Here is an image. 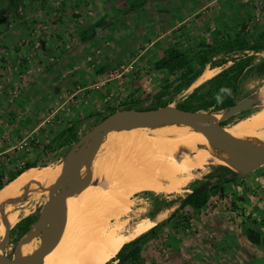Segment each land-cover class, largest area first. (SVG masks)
Wrapping results in <instances>:
<instances>
[{"label":"rangeland","instance_id":"rangeland-1","mask_svg":"<svg viewBox=\"0 0 264 264\" xmlns=\"http://www.w3.org/2000/svg\"><path fill=\"white\" fill-rule=\"evenodd\" d=\"M103 1L105 0H0V172L4 175L3 179L26 161L36 162L34 167L42 170V173L57 169L62 164V158L77 141L76 138L114 108H126L124 104L144 108L162 102H168L167 105L175 107L194 89L205 90L208 79L201 81L198 78L201 73L189 87L177 90L182 81L180 75L183 69L169 73L154 68L156 60L166 55V49L177 48L183 51L194 70L200 69V57L204 54L209 61L203 69H212L213 63L229 55L208 52L207 45L215 44L216 39L233 36L244 22V34L248 38L264 30V0H216L207 7L198 6L196 14L184 18L182 23L173 29V10L175 5L179 6V2L145 0L140 4L141 14L137 12L139 18H145L140 26L135 25L136 21L132 24L128 19H122L123 23L115 26H108L111 30H120L123 42L119 48L116 47L118 42H112V37L107 33L100 32L92 41L89 38L83 40L81 33L97 17L98 6L93 8V5ZM120 1L119 3L118 0V3L123 9L129 0ZM79 2H83L85 7ZM196 3L199 5L200 2ZM19 6L22 7V14L17 11ZM63 16L65 20L70 19L71 23L67 25ZM121 24L123 27H120ZM56 25L60 26L57 39L54 44H47L43 51V41L39 39L38 33H45L51 39ZM26 30H30L33 50L25 55L21 50L29 41L26 38ZM161 31L165 35L151 43V39ZM36 41L41 43L38 49L34 48ZM59 48L60 53H57ZM233 54L242 55L238 51ZM263 56L264 51L256 53L251 65L244 70L237 83L238 101L250 99V105L235 114L224 126L221 125L222 127L230 126L264 108V77L255 70V65ZM51 58H54V61H51ZM52 63L47 71L46 68ZM231 63L229 61L223 66L214 67V75ZM35 72L41 74H38V81L34 82ZM56 72L61 81L58 93L60 95L49 98L48 95L42 94L41 87L46 82H43L44 79L52 80ZM51 89L49 88L48 94L54 93ZM160 94L162 96L158 98ZM205 112H208V119L219 111L209 109ZM110 140L102 141L92 156L91 179L94 181L99 177V174L95 175V167L98 168L105 145ZM20 145L24 147L17 149ZM4 146L9 149L7 153L1 151ZM218 165L222 164H217L207 157L201 169L194 170L192 174H180L185 180L174 190L149 191L159 196L143 195L144 191L131 195L128 210L117 220H110L109 224L119 222V233H137V237L167 219L197 183L208 181L210 187L209 198L203 207L195 209L186 205L175 211L169 222L161 225L143 240L141 261H127L125 264H168L170 252L192 243L193 237L190 240L189 235L200 230L199 215L205 213V209L214 207L217 211L216 222H220L221 218L226 232L237 236L241 242L247 239L244 232L247 226H252L260 233L261 244L249 242L254 244L253 248L261 259L264 258V165L237 176L230 183L219 181L216 175L210 176L217 170ZM39 181L38 192L26 190L21 202L18 204L15 199L14 206L6 213L12 214L14 219L10 224L5 247L0 250L1 254L16 257L17 243L22 236L16 228V223L21 218L30 216L33 226L42 204L47 201L45 180L40 177ZM161 200H171V207L155 211L158 205L163 204L160 203ZM163 212V219L151 222L154 216ZM1 232L0 241L5 236V232ZM252 259L253 264H264L257 258Z\"/></svg>","mask_w":264,"mask_h":264},{"label":"bare ground","instance_id":"bare-ground-1","mask_svg":"<svg viewBox=\"0 0 264 264\" xmlns=\"http://www.w3.org/2000/svg\"><path fill=\"white\" fill-rule=\"evenodd\" d=\"M214 70L205 68L198 78L207 80L214 75ZM262 93L264 95V88ZM222 112L210 115L208 120L219 119ZM224 129L232 136L264 149V108ZM203 132V128L176 122L131 127L128 120L120 121L107 131L102 141L112 140L105 145L104 155H101L98 168L95 167V175L99 174V177L92 180L91 168L85 175L83 166L79 179L81 187L69 191L60 200L65 218L59 240L38 264H105L124 242L137 234L119 233V220L109 224L110 220H117L128 210L132 194L174 190L185 180L180 174L201 169L207 157L236 171L241 169L230 161L247 166L241 161V151L219 149ZM61 167L62 164L49 172L43 168L44 173L36 167L28 168L0 189V232H5V223L10 225L13 222L12 214L6 213L14 206L15 199L19 204L26 190L38 192L40 177L45 180V190L49 194L60 179ZM163 217L164 212L154 216L151 222H158ZM51 220L54 223L59 220L54 208ZM45 241L37 227H30L17 246L15 258L31 253L37 244Z\"/></svg>","mask_w":264,"mask_h":264},{"label":"water","instance_id":"water-1","mask_svg":"<svg viewBox=\"0 0 264 264\" xmlns=\"http://www.w3.org/2000/svg\"><path fill=\"white\" fill-rule=\"evenodd\" d=\"M250 103V99H243L221 110L223 112L220 114L216 126L207 119L208 112L202 110H186L177 106L172 107L165 105L149 109L120 107L113 111L94 124L88 131L83 133L78 140L72 144L63 158L60 179L52 186L51 191L48 194V199L42 204L38 217L33 225L38 228L40 234L46 238V241L39 244L31 253L22 257L14 258L13 256L10 257L6 254L0 253V264H38L45 254L50 252L56 246L64 226L65 218L63 208L60 205V200H62L64 195L69 191H77L81 187L80 185L82 183L79 182V179L83 166L85 165L86 167L85 175H88L90 173L92 156L98 150L104 135L120 121H130L131 127L154 125L162 122H176L179 124L200 127L204 129L203 135L215 147L219 149L241 151V161L247 163V166H241L233 161H230V163L234 164L241 170L236 171L226 166L237 176H241L244 173L254 171L261 167L264 165V149L255 147L246 139L232 136L220 125V122L227 120L238 112L244 110L250 105ZM219 173L220 170H215L211 174L217 175ZM226 176L230 177L231 173H228ZM208 186V181L200 183L187 193L181 203L185 204L191 198L205 191ZM53 208L59 215V220L56 223L51 220V210ZM4 226L5 236L0 241V250L4 249L10 231L9 224L5 223ZM30 227H32V225ZM22 236L20 237L17 246L20 244Z\"/></svg>","mask_w":264,"mask_h":264},{"label":"trees","instance_id":"trees-1","mask_svg":"<svg viewBox=\"0 0 264 264\" xmlns=\"http://www.w3.org/2000/svg\"><path fill=\"white\" fill-rule=\"evenodd\" d=\"M104 24L102 21H98L94 24H90L86 29L83 30L81 33V38L83 40H87L91 36H93ZM246 23H242L240 28L238 29L235 34L228 35L226 39L220 38L216 39V43L212 45H207L209 48L208 52H216L223 53L229 55L228 57L222 58L219 62L213 63L212 68L220 67L227 64L229 61L232 63L223 68L213 77L207 80V88L205 90H201V88L194 89L182 102L177 103L176 106L181 109L186 110H204L208 111H220L224 108H227L236 102H238L237 95V83L239 81L240 76L247 69L250 65L252 60L254 59L256 53L264 51V30L259 31L256 35L251 36L248 38L244 34ZM221 35V33H218ZM240 52L242 55L233 56L234 52ZM250 52V53H249ZM209 61L204 54L200 57V67L199 70H194L190 65V59L188 56L181 50L177 48H170L166 55L162 58L156 60L154 64V68L158 70H166L169 73H175L177 70H184L181 75L180 79L181 84L177 86V90H181L183 88H187L191 85V83L197 78V76L202 72L204 65ZM255 70L260 76L264 77V56L259 60V62L255 65ZM162 94L159 95L158 98H161ZM168 102L158 103L157 105H153L151 107H144L140 108L138 106H132L130 104H124L126 108H135V109H149V108H156L159 106H165ZM119 108V107H118ZM117 110V108L112 109L109 113L103 115L100 120L105 118L107 115L112 113L113 111ZM234 116V115H233ZM232 116V117H233ZM220 122V125L224 126L229 119ZM217 119L211 122L213 125H216ZM72 131V128H70ZM78 140V138H76ZM36 166V162L26 161L24 164L16 168L15 171H12L10 175L4 178V175L0 172V189L9 181L15 179L19 174L25 171L28 168ZM217 170H220V173L216 175L219 181L224 183L233 182L237 175L232 172L228 167L224 165H218ZM216 170V171H217ZM231 173L230 177L226 175ZM212 174H210L211 176ZM200 183H197V185ZM196 185V186H197ZM195 186V187H196ZM194 187V188H195ZM209 191L210 187H208L202 193L196 195L195 197L191 198L185 204H180L170 215L167 219L155 224L152 226L147 232L144 234L135 237L134 239L125 242L118 252L115 254V259H111L105 264H125L127 261L131 262H139L141 261L140 253L143 240L148 236L153 234L157 229L161 227V225L169 222L170 218L174 215L175 211H178L181 207L186 205L192 206L195 209H199L203 207L208 198H209ZM143 195H155L153 192L144 191L142 192ZM160 203L162 205H158L155 208V211H160L163 208H169L172 205L171 200H161ZM31 218L30 216H26L21 218L16 223V228L19 230L20 236L23 235L31 226ZM255 222V220H253ZM245 235L249 241L252 243L259 245L261 244V235L260 233L253 228L252 226H247L244 228ZM116 261V262H115Z\"/></svg>","mask_w":264,"mask_h":264},{"label":"crops","instance_id":"crops-1","mask_svg":"<svg viewBox=\"0 0 264 264\" xmlns=\"http://www.w3.org/2000/svg\"><path fill=\"white\" fill-rule=\"evenodd\" d=\"M145 0H129L127 4L123 6V9L121 8L122 5L119 3L121 2L119 0H105L101 3H98L97 5H93L96 8V19L94 20V24L98 21L104 22L102 27L95 33V35L90 37L89 39L92 41L97 35L102 33H107L112 37V42L116 41L118 42L116 47L120 46L122 41L121 34L119 33L120 30L114 31L109 29V27L115 26L116 24L123 23L122 19H128L132 22H135L136 26H140L139 24H142V21H144V16H141L139 18L138 13L141 14V8L140 4L144 2ZM174 1V0H172ZM179 3V6L175 5V8L173 10L174 12V19L171 20V29L176 28V26L180 25L182 23V20L184 18L190 17L198 12L197 7H207L210 6L214 1L211 0V2H207V0H177ZM197 1H199V5H197ZM206 2V3H205ZM80 3V2H79ZM83 2L80 3L82 5ZM83 6V5H82ZM172 6V4H171ZM196 6V7H195ZM85 7V6H83ZM210 10V9H209ZM172 11V10H171ZM138 12V13H137ZM160 12V11H159ZM172 12V13H173ZM170 13V11H169ZM169 14L170 16L172 15ZM65 15V14H64ZM46 16V14H45ZM127 20V24L129 21ZM63 21L68 25L71 23L70 19H66L63 16ZM67 21V22H66ZM153 22V21H150ZM64 24V23H63ZM89 26V25H88ZM87 26V27H88ZM109 26V27H108ZM120 27H123V24L120 25ZM29 31V32H28ZM54 34L51 37V39L48 38L45 33H38L39 39H41L42 45H43V51L44 48L46 49V45L53 43L56 41V35L57 33H60V26L56 25L55 31H53ZM52 32V33H53ZM156 32V31H155ZM25 33V32H24ZM30 30H26V38L29 39L26 46H24L23 50H21V53L25 54L28 52H31L32 49V38L29 35ZM173 33V32H172ZM165 33H162V31L154 38L151 39V43H154L155 40H160ZM181 35V34H180ZM59 37V36H57ZM53 38V39H52ZM123 46L127 47L125 44ZM165 46V45H163ZM119 48V47H118ZM170 48L166 49L167 51ZM57 53H60V48L57 49ZM59 59V58H58ZM66 59H69V57H66ZM160 59V58H158ZM39 60V58L37 59ZM42 64V63H41ZM53 65L50 64L46 68L47 71L51 68ZM60 71V65L58 66ZM45 69V70H46ZM37 73V74H36ZM40 72H35L34 74V82L38 81V77ZM58 72L53 74L52 80H46L44 79L43 82V93L48 95V97H59L60 94V84L61 81L59 79V75H57ZM41 74V73H40ZM51 84V86H49ZM49 88H52L51 91H54L56 94H48ZM58 94V95H57ZM52 95V96H51ZM42 101V100H41ZM9 144V143H6ZM4 146L2 148V153H7L9 151L8 147ZM63 161V158H62ZM205 213H201L199 216L200 219L198 223H200L199 228L200 230L194 234H190V240L193 237L192 243L189 244V246L182 248V246L177 248L176 251L170 252L168 254V264H253V257L254 260L257 258V260H261L260 262H264V258L261 259V256L257 253L255 248H253L254 244L249 242V240H245L243 242L240 241V239L233 235L232 233L226 232V226H224V222L220 218V222H216V207L211 208L210 210L205 209ZM185 240H188L185 238ZM252 246V247H251ZM250 257V258H249Z\"/></svg>","mask_w":264,"mask_h":264},{"label":"built area","instance_id":"built-area-1","mask_svg":"<svg viewBox=\"0 0 264 264\" xmlns=\"http://www.w3.org/2000/svg\"><path fill=\"white\" fill-rule=\"evenodd\" d=\"M17 11H18V13L22 14V13H23V12H22V7L19 6V7L17 8ZM40 45H41V43H40L39 41H36V42L34 43V48H35V49H38V48L40 47ZM51 61H54V58H51ZM23 147H24L23 145H20V146H17V149H19V148H23Z\"/></svg>","mask_w":264,"mask_h":264},{"label":"flooded vegetation","instance_id":"flooded-vegetation-1","mask_svg":"<svg viewBox=\"0 0 264 264\" xmlns=\"http://www.w3.org/2000/svg\"><path fill=\"white\" fill-rule=\"evenodd\" d=\"M198 185H199V184H198ZM198 185H197V186H198ZM193 189H194V188H193Z\"/></svg>","mask_w":264,"mask_h":264}]
</instances>
